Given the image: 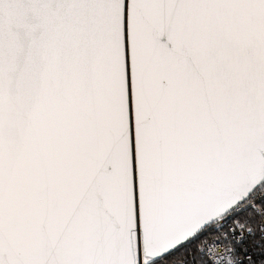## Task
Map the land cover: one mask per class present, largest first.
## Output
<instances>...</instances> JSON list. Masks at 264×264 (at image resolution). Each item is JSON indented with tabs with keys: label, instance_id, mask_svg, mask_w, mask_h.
<instances>
[{
	"label": "snow or ice",
	"instance_id": "6c2138e0",
	"mask_svg": "<svg viewBox=\"0 0 264 264\" xmlns=\"http://www.w3.org/2000/svg\"><path fill=\"white\" fill-rule=\"evenodd\" d=\"M0 264H264V0H0Z\"/></svg>",
	"mask_w": 264,
	"mask_h": 264
}]
</instances>
